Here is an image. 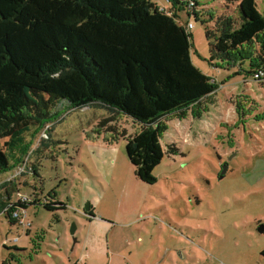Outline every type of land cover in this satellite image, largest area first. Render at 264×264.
<instances>
[{
  "label": "rangeland",
  "instance_id": "1",
  "mask_svg": "<svg viewBox=\"0 0 264 264\" xmlns=\"http://www.w3.org/2000/svg\"><path fill=\"white\" fill-rule=\"evenodd\" d=\"M178 2H196L204 21L238 4ZM181 19L194 25V66L226 84L161 122L155 184L141 182L126 155L138 124L57 104L27 134V156L0 174V193L17 187L28 200L20 224L0 213V264H264V120L254 119L264 115V75L228 80L232 71L210 68L205 25ZM45 201L65 208L47 211Z\"/></svg>",
  "mask_w": 264,
  "mask_h": 264
},
{
  "label": "trees",
  "instance_id": "2",
  "mask_svg": "<svg viewBox=\"0 0 264 264\" xmlns=\"http://www.w3.org/2000/svg\"><path fill=\"white\" fill-rule=\"evenodd\" d=\"M223 1H238L236 10L204 21L196 2L178 0H0V174L21 162L18 154L27 156L25 138L40 118L66 102L138 124L126 155L137 178L155 184L152 172L165 155L161 122L226 84L194 66V25L181 13L205 25L210 68L232 71L228 80L264 75V14L255 0ZM244 112L237 106L240 116ZM23 199L17 187L5 188L0 213L20 224ZM42 206L65 208L53 201Z\"/></svg>",
  "mask_w": 264,
  "mask_h": 264
},
{
  "label": "water",
  "instance_id": "3",
  "mask_svg": "<svg viewBox=\"0 0 264 264\" xmlns=\"http://www.w3.org/2000/svg\"><path fill=\"white\" fill-rule=\"evenodd\" d=\"M225 171H226V169L222 170L221 175H220L221 177H223V175L225 174ZM89 211H90V209H89V206H88L87 208H85V212L84 213L87 214V213H89ZM259 230L262 231L263 229L259 228ZM72 233H73V231H72Z\"/></svg>",
  "mask_w": 264,
  "mask_h": 264
},
{
  "label": "built area",
  "instance_id": "4",
  "mask_svg": "<svg viewBox=\"0 0 264 264\" xmlns=\"http://www.w3.org/2000/svg\"><path fill=\"white\" fill-rule=\"evenodd\" d=\"M188 29H192V26L189 25V26H188ZM260 76H263V73H258V74H256V75L254 76L255 79H256V81L258 80V78H259ZM22 201H23V202H27L26 199H23Z\"/></svg>",
  "mask_w": 264,
  "mask_h": 264
}]
</instances>
